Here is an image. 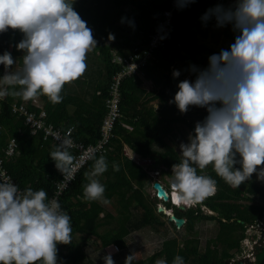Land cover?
<instances>
[{
  "label": "trees",
  "instance_id": "trees-1",
  "mask_svg": "<svg viewBox=\"0 0 264 264\" xmlns=\"http://www.w3.org/2000/svg\"><path fill=\"white\" fill-rule=\"evenodd\" d=\"M170 2L171 0H75L74 8L92 29L97 46L87 59L90 70L87 68L81 76L84 78L81 81L90 86L83 96L70 92L67 84L64 85L61 93L63 99L59 104H52L44 95L39 96L46 101L49 121L55 127H74V138L86 145L98 142L101 138L100 128L108 112L107 100L113 79L122 71V65L114 62L115 53L128 58L135 52L138 41L147 44ZM217 3L219 2L196 0L181 8L175 13L174 24L169 32L172 41L153 52L154 59L143 68L141 76L122 77L119 86L121 115L114 125L113 136L108 144L110 149L104 154L96 155L106 157L107 171L97 179L105 187L104 198L117 203L118 214L107 211L100 200H85L83 186L88 182L85 174L92 170L94 161L91 160L70 187L59 196L61 209L71 217L72 243L57 245L58 264H83L86 259L89 260L87 263L104 264L105 254L102 251L107 245L120 242L146 226L168 234L169 230L157 217V207L146 189L149 175L125 154L124 147L126 145L140 156L154 159L158 165L164 166L162 174L171 176L172 165L180 162L181 153L179 148L168 143L167 138L176 137L174 126L177 124L184 125L191 132L194 127V123L186 120L174 103H169L177 91L178 83L172 72L179 70L180 77H185L190 72V66L198 67L200 64L204 68L208 64V57L221 51L195 43L197 28L206 34L209 26L216 25L214 18L205 23L201 16ZM223 4L225 7L229 6L225 2ZM122 17L125 20L123 23ZM128 20L134 21V27L128 24ZM224 27V36L230 40V44L223 49L227 50L234 42L235 33L230 25ZM109 34H114L115 39L110 40ZM21 38L22 33L18 30L9 29L0 33V54L9 51L19 67L23 53L15 48V44ZM202 54L205 56L200 58ZM13 70H16L14 65L10 71ZM3 73L4 67L0 65V77ZM190 75V80H193L195 74ZM75 81L80 83V79ZM155 102L158 104L157 110L153 105ZM15 103L26 105L30 111L40 112L34 99L24 101L12 96L0 99V159L19 188L44 189L51 199L56 191V183L62 178L49 156L57 144L52 145L50 141L44 140L41 133L32 136L24 117L13 112ZM10 138L16 139L19 154L13 160L6 161L4 149ZM114 163L119 165V171L113 170ZM205 172L217 181L214 196L197 204V208L186 211L164 202L176 209L177 217L186 219L184 232L190 237H185L183 244L177 237L167 239L154 254L139 261L133 259L132 264H156L161 259L172 264L177 255L183 258L184 264H238L233 260L243 254L241 243L247 235L246 227L264 217V203L257 201L263 196L264 184H260L252 176L238 188H233L215 174L211 165ZM201 205L217 215H205ZM203 222H211L218 227L215 239L207 242L204 251L200 247V232L196 229ZM257 248V259L252 264H264V246ZM92 251L94 253H90ZM95 253H98L97 258L91 255ZM112 258L115 264H124L125 257Z\"/></svg>",
  "mask_w": 264,
  "mask_h": 264
},
{
  "label": "clouds",
  "instance_id": "clouds-1",
  "mask_svg": "<svg viewBox=\"0 0 264 264\" xmlns=\"http://www.w3.org/2000/svg\"><path fill=\"white\" fill-rule=\"evenodd\" d=\"M175 2L184 8L196 0ZM74 3L0 0V33L9 29L22 33L15 48L23 53L15 71H10L16 63L12 54H0L4 67L0 99L12 96L29 101L44 95L59 104L64 85L86 72L87 55L97 41ZM213 18L217 27L231 26L234 42L210 55L206 68L190 66L195 78L179 80L169 101L181 113L193 106L207 113L204 118L199 115L187 142L179 144L181 160L172 165L168 188L179 206L199 204L216 194L217 181L205 172L209 165L233 188L254 173L264 182V0H231L228 7L217 3L201 16L205 23ZM127 22L134 27V21ZM109 39L114 40V34ZM180 74L172 72L174 78ZM71 146L69 139H63L49 154L56 169L69 177L77 170L76 157L68 150ZM88 158L94 163L85 174L84 198L110 203L97 179L107 171L106 157L93 152ZM113 170L119 171V165L114 163ZM71 234V217L58 199H49L44 189L21 190L10 177L0 180V264H58L57 245L72 243ZM134 258L127 255L124 264H132ZM103 261L115 264L110 254ZM156 264L167 262L161 259ZM172 264H184L183 258L175 256Z\"/></svg>",
  "mask_w": 264,
  "mask_h": 264
},
{
  "label": "rangeland",
  "instance_id": "rangeland-1",
  "mask_svg": "<svg viewBox=\"0 0 264 264\" xmlns=\"http://www.w3.org/2000/svg\"><path fill=\"white\" fill-rule=\"evenodd\" d=\"M225 29H226L225 27H217L216 25L208 29L213 35V40H215L213 44L214 46L212 45L213 47H215L214 49H218L219 47L218 42L220 41L219 39L221 38V36H223V32ZM211 34L208 33V35H211ZM221 41H224V40H221ZM89 53L87 55V59H89ZM89 64L92 65V63H89ZM14 67L18 68L17 61L14 64ZM87 68L90 70L89 66ZM79 79H80V83L73 81L72 83H67V85H68L70 92H75L79 95H82L83 93H85V91H87L90 88V86L88 83L81 81L84 79L83 77H80ZM182 79L183 78L178 77V81ZM148 87H150V84ZM34 103H36V105H39L45 108L46 101L44 99L41 100L38 97L34 99ZM153 105L155 107V110H157L158 104L155 102L153 103ZM190 109H192L193 113L189 114L187 112L184 114L186 115V118L189 119L188 121L192 123H195L196 119L197 121H199L197 118V115H200L203 111L206 112L204 108L195 107V106L190 107L189 111ZM174 127L176 128V131H175L176 137H173V138L169 137L167 138V141L169 144L173 145L174 147L179 148V144L181 142H185V143L187 142L188 135L191 131L187 127L181 124H177ZM124 151L127 156H129L134 162L139 164L149 175V177L146 179V187H147L146 189L149 193L150 199L153 201V203L157 207V210H156L157 217L165 224V227L168 228L169 232L168 234L165 235L164 232L161 233V232L156 231L151 226H146L137 231H134L128 237H126L124 239V242L127 240L126 243L123 242L122 244H118V245L109 244L110 246L107 245L103 251H106V254H110L112 257L119 256L121 258H124L127 255L132 254L133 256L135 255V257H139L140 259H142V258L151 256L156 251H158L161 248L163 242L167 239L177 237L179 238L180 243L183 244V239L188 236L187 233L185 234L184 232V228L186 224H184L181 228L176 225V223L172 220V217L168 215V210H171V212L175 214L176 209L173 207H170L168 204H165L164 200H161L158 196H156L158 194H157V191L154 189V184L156 182H159L161 184L162 183L165 184V186L167 187L165 188V190L170 193V189L168 188L169 186L168 181H169L170 176L167 174H164V175L162 174L163 171H165L163 168L164 166L158 165L156 161L150 157L140 156L139 154L134 152L129 147L125 146ZM252 176H254L256 179L255 173ZM261 182L262 181H260V184ZM263 184L264 182H262V185ZM257 201L264 203V192H263V196L261 198H258ZM101 203L105 206L107 211L113 213L114 215L118 214V205L117 203H114V201L113 203L111 201L110 203H107V204L101 201ZM168 203H170V201ZM198 205L197 204L191 205V206L180 205L179 207H184L185 208L184 211H186L190 208H197ZM161 209H163L164 212H161L160 211ZM202 209L205 215H213V214L217 215L216 213L212 212L209 208H207L204 205L202 206ZM101 217H103V215H101ZM171 223H173V225ZM185 223H186V219H185ZM196 229L200 232V242H201L200 247L204 251V249L206 248L207 242L209 240L215 239L217 235L218 227L216 224H213L211 222H203L201 224H198L196 226ZM245 232H246L245 234L247 235L241 243L244 249L241 258L245 256L244 257L245 259H243V261L245 260V264H249V262H251V260L255 259V257L257 256H251V257H247V256L254 252L257 254V249H258L257 246H259L260 248L264 246V217L261 220H259L257 223H255L254 225L247 226L245 229ZM95 254H98V253H95ZM87 264H92V263H87Z\"/></svg>",
  "mask_w": 264,
  "mask_h": 264
},
{
  "label": "built area",
  "instance_id": "built-area-1",
  "mask_svg": "<svg viewBox=\"0 0 264 264\" xmlns=\"http://www.w3.org/2000/svg\"><path fill=\"white\" fill-rule=\"evenodd\" d=\"M209 2L215 1L219 3H227L230 5L231 0H207ZM181 8L177 6L175 0H171L169 8L163 13L162 20L158 23L156 30L153 34L150 35L149 41L147 44H144L142 41L137 42V48L135 52L130 54L128 58H122L117 53H115L114 62L120 63L122 65V71L120 74L114 77V83L111 88L110 97L107 100V115L105 116L103 123L101 125V138L94 145H86L82 141H78L74 138V127H70L69 129H63L62 127H55L53 123L49 121L48 113L44 107L37 105L40 108V112L37 113L35 111H30L26 105L17 104L13 105V112L18 114L25 119V125L29 129L30 134L32 136H36L38 134L43 135L44 140H48L52 145H56L60 143L63 139H69L72 143V146L68 149L72 152V154L76 157L74 162V167L77 169L73 176L69 177L66 175H62L60 181L56 183V191L52 198H56L59 201V196L66 191L70 185L75 181L79 172L87 166V164L92 160L89 159V155L91 153L104 154L106 153L110 147L108 144L112 139L114 125L117 119L120 117V92L119 86L121 79L124 75H142L143 68L146 67L149 61H152L153 52L160 48L164 47L165 44L170 43L172 38L169 35L170 29L174 24V16L175 13L178 12ZM163 37V39H161ZM156 62V60H155ZM185 79H189L186 77ZM35 104V103H34ZM1 112V109H0ZM181 113V112H180ZM189 114L193 113L192 109L188 111ZM186 120V115L181 113ZM199 118V115H197ZM129 129H132L129 127ZM18 145L15 138H10L8 140V145L4 149L5 159L6 161H11L15 157L18 156L17 151ZM10 177L13 182L16 180L13 178L11 173L4 167L3 161L0 159V180ZM18 185V184H17ZM21 189V188H20ZM22 190V189H21ZM51 198V199H52ZM247 254V253H246ZM256 256V253H251L247 257ZM245 257V256H244ZM244 257L238 256L237 259H234L233 262H238L241 264L243 262L245 264ZM256 259V257H255ZM255 259L251 260L254 263ZM249 263V264H250Z\"/></svg>",
  "mask_w": 264,
  "mask_h": 264
},
{
  "label": "crops",
  "instance_id": "crops-1",
  "mask_svg": "<svg viewBox=\"0 0 264 264\" xmlns=\"http://www.w3.org/2000/svg\"><path fill=\"white\" fill-rule=\"evenodd\" d=\"M103 1H107V0H103ZM214 25H211V26H209V28L210 27H213ZM198 27V26H197ZM208 28V29H209ZM224 32H225V30H224ZM224 32H223V36H221V38L219 39L220 41L218 42L219 43V47H218V49H214L215 47H213L214 45V42H215V40H213V35L211 34V32L208 30L207 32H206V34H203V33H201L200 32V30H199V28H197V30H196V40H195V43L197 44V45H202V46H206L207 48H210V49H213V50H216V51H220V50H222V49H224V48H226L229 44H230V40L228 39V38H225V36H224ZM208 33H210L211 35H208ZM226 39V40H225ZM221 40H224V41H221ZM213 45V46H212ZM202 56L204 57L205 56V54H202L201 56H200V58H202ZM200 58H198V60L200 59ZM208 65V64H207ZM207 65H206V67H207ZM18 67H19V65H18ZM204 67V66H203ZM206 67H204V68H206ZM17 68V67H16ZM197 68H201L200 67V64L198 65V67ZM202 69V68H201ZM190 74H192V72L190 71L185 77H184V79L186 78V77H188V76H190L191 77V75ZM179 78H180V76H179ZM181 78H183V77H181ZM177 81H178V77H177ZM36 104V103H35ZM207 113L206 112H202L201 113V115H200V117L201 118H204V116L206 115ZM126 146V145H125ZM126 147H128V146H126ZM166 181H168V180H166ZM165 181V182H166ZM169 184V183H168ZM162 185L164 186V188H166V186H165V184H163L162 183ZM127 241V240H126ZM126 241L124 242V240H122V241H120V242H117V243H113V244H110V245H118V244H122L123 242L124 243H126ZM109 245V246H110ZM103 252V254H105L106 255V251H102ZM90 253H93V251L92 252H90ZM91 255H93V256H95L96 258L98 257V254H91ZM134 257H135V255H134ZM149 257V256H148ZM145 258H147V257H145ZM145 258H142V259H145ZM135 260H137V261H139V260H141L139 257H135L134 258ZM87 260V259H86ZM85 260V262L83 263V264H87V262L89 261V260H87L86 261ZM58 261H59V259H58ZM95 264H98L97 262L95 263Z\"/></svg>",
  "mask_w": 264,
  "mask_h": 264
},
{
  "label": "water",
  "instance_id": "water-1",
  "mask_svg": "<svg viewBox=\"0 0 264 264\" xmlns=\"http://www.w3.org/2000/svg\"><path fill=\"white\" fill-rule=\"evenodd\" d=\"M154 189L157 190V194L158 196H161V194L164 196V201L166 202V200H168V197L165 195V190H164V187L162 186L161 183L159 182H156L154 184ZM180 210L184 211L185 208L184 207H179ZM163 209H161L160 211L161 212H164V210L162 211ZM170 217H172V220L176 223V225L178 227H182L184 224H185V219L183 218H179L177 217L175 214H172V215H169ZM241 264H244L243 262H241Z\"/></svg>",
  "mask_w": 264,
  "mask_h": 264
},
{
  "label": "bare ground",
  "instance_id": "bare-ground-1",
  "mask_svg": "<svg viewBox=\"0 0 264 264\" xmlns=\"http://www.w3.org/2000/svg\"><path fill=\"white\" fill-rule=\"evenodd\" d=\"M164 190H165V188H164ZM172 190V189H171ZM157 191V190H156ZM165 195L168 197V200H166V202H169L170 201V203L172 204V205H174V206H176V207H178L179 205H176L174 202H173V198H171L172 197V195H171V193H169V192H167L166 190H165ZM158 196V195H157ZM161 200H164V196L161 194V196H158ZM181 205H183V204H181ZM187 206H189V205H187ZM173 213L171 212V210H168V215H172Z\"/></svg>",
  "mask_w": 264,
  "mask_h": 264
}]
</instances>
